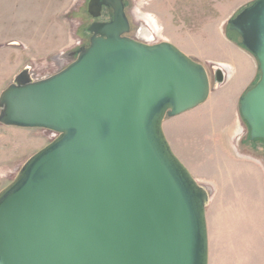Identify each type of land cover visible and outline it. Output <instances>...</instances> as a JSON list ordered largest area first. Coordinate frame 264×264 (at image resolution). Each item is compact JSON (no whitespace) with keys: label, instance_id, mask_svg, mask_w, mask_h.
I'll use <instances>...</instances> for the list:
<instances>
[{"label":"water","instance_id":"water-1","mask_svg":"<svg viewBox=\"0 0 264 264\" xmlns=\"http://www.w3.org/2000/svg\"><path fill=\"white\" fill-rule=\"evenodd\" d=\"M89 45L58 73L24 68L0 93V126L57 134L0 191V264H207L208 190L172 151L165 120L204 104L224 81L150 34L128 38L123 0L88 4ZM258 64L239 99L250 141L264 142V0L227 21Z\"/></svg>","mask_w":264,"mask_h":264},{"label":"rangeland","instance_id":"rangeland-1","mask_svg":"<svg viewBox=\"0 0 264 264\" xmlns=\"http://www.w3.org/2000/svg\"><path fill=\"white\" fill-rule=\"evenodd\" d=\"M127 1L131 24L150 34L149 43L169 42L199 62L211 55L217 40L215 33H226L239 43L236 33L228 30L227 21L255 0ZM81 3V0H0V93L24 68H30L34 79H41L58 73L75 59L74 55L70 57L71 52L81 44L82 32L90 21L84 17ZM202 65L212 87L213 68L211 64ZM257 77L258 82L259 70ZM187 118H170L171 124L186 125L190 120ZM242 127L247 139L248 128L244 123ZM17 130H0V191L31 156L57 137L56 133L42 129ZM183 144L189 147L186 139ZM253 144L264 149L260 140Z\"/></svg>","mask_w":264,"mask_h":264},{"label":"crops","instance_id":"crops-1","mask_svg":"<svg viewBox=\"0 0 264 264\" xmlns=\"http://www.w3.org/2000/svg\"><path fill=\"white\" fill-rule=\"evenodd\" d=\"M215 34L211 55L199 63L220 68L223 83L204 104L179 116L189 117L186 125L168 119L163 131L174 154L209 192L207 264H264V149L244 138L238 105L257 82L258 64L226 33ZM7 128L18 129L0 126Z\"/></svg>","mask_w":264,"mask_h":264},{"label":"flooded vegetation","instance_id":"flooded-vegetation-1","mask_svg":"<svg viewBox=\"0 0 264 264\" xmlns=\"http://www.w3.org/2000/svg\"><path fill=\"white\" fill-rule=\"evenodd\" d=\"M92 1L93 3L96 0H81V6L84 8L82 10H84V17H88V19L90 20L87 24L86 27L84 28V31L82 32V42L81 44L74 50L71 52L70 57H73V53L78 51L81 48H86L89 45V41L91 38V34L88 32V27L92 24V23H110L113 20V9L110 7H106V6H102L101 10H100V15L97 18H92L91 14L88 12V4L89 2ZM123 5H124V12L126 15V18L128 20L129 23V32L125 35L128 38H132L135 40H138L140 37H144L145 33L143 32V30L140 29H136L133 27V25L131 24V20L128 14V1L127 0H123ZM86 33L89 34V36H86Z\"/></svg>","mask_w":264,"mask_h":264},{"label":"trees","instance_id":"trees-1","mask_svg":"<svg viewBox=\"0 0 264 264\" xmlns=\"http://www.w3.org/2000/svg\"><path fill=\"white\" fill-rule=\"evenodd\" d=\"M252 3H253V2H252ZM252 3H251V4H252ZM239 12H240V11H239ZM239 12H238V13H239ZM236 14H237V13H236ZM234 16H235V15H234ZM241 48H242V47H241Z\"/></svg>","mask_w":264,"mask_h":264},{"label":"bare ground","instance_id":"bare-ground-1","mask_svg":"<svg viewBox=\"0 0 264 264\" xmlns=\"http://www.w3.org/2000/svg\"><path fill=\"white\" fill-rule=\"evenodd\" d=\"M149 33H147V35H148Z\"/></svg>","mask_w":264,"mask_h":264}]
</instances>
